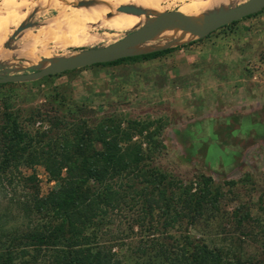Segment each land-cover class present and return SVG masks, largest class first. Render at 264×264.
<instances>
[{
  "label": "rangeland",
  "instance_id": "rangeland-1",
  "mask_svg": "<svg viewBox=\"0 0 264 264\" xmlns=\"http://www.w3.org/2000/svg\"><path fill=\"white\" fill-rule=\"evenodd\" d=\"M206 1L163 3L162 11L178 9L186 15L202 17L244 0H227L209 12L203 7ZM90 2L0 0V7L8 5L0 10V65L12 73L25 72L30 66L45 65L84 48L112 42L137 26L124 12H117L115 5L89 8ZM84 8V13L77 12ZM93 10L117 13L127 29L84 26L82 36L95 31L101 36L87 45L74 42L80 34L53 32L47 27L49 21L78 23ZM150 18L153 16L147 15L144 22ZM191 37L176 38L161 32L141 46L172 45L171 38L176 43L183 41L164 57L135 64L79 68L0 89V116L4 109L2 99H10L12 109L18 110L22 119L31 112L41 113L35 126H43L42 121L56 117H66L73 123L80 117L94 119L110 113L164 119L167 124L160 139L165 150L154 163L184 184L196 180L200 172L210 176L218 190V211L214 210L218 217L212 221L208 238L251 253L258 243L243 237L232 217L244 211L264 217V10L230 29H217L203 38L184 41ZM60 96L71 111L83 106V112L72 114L67 107L52 108L50 100ZM22 171L32 172L26 167ZM33 171L41 193H46L54 181L40 164ZM191 231L199 234L205 229L200 225Z\"/></svg>",
  "mask_w": 264,
  "mask_h": 264
},
{
  "label": "trees",
  "instance_id": "trees-1",
  "mask_svg": "<svg viewBox=\"0 0 264 264\" xmlns=\"http://www.w3.org/2000/svg\"><path fill=\"white\" fill-rule=\"evenodd\" d=\"M176 49L83 68L140 63ZM11 103L2 99L0 116V264H264V217L250 211L232 217L241 235L258 243L253 252L218 243L208 238L218 217L212 178L200 172L184 184L154 163L165 150L164 119L110 113L35 126L41 113L22 119ZM50 103L67 107L62 96ZM67 108L83 112V106ZM39 164L55 183L44 194L33 171ZM200 225L204 233L191 231Z\"/></svg>",
  "mask_w": 264,
  "mask_h": 264
},
{
  "label": "water",
  "instance_id": "water-1",
  "mask_svg": "<svg viewBox=\"0 0 264 264\" xmlns=\"http://www.w3.org/2000/svg\"><path fill=\"white\" fill-rule=\"evenodd\" d=\"M264 7V0H244L236 5L220 7L206 16H191L180 12L178 9L164 11L140 26L124 31L123 35L112 42L84 48L75 54L59 57L48 61L45 65L30 66L25 72L12 73L11 69L0 65V84L17 83L40 79L49 75L59 74L65 71L90 66L97 63H105L118 58L150 53L166 48L177 47L174 39H170L172 45L164 47H143L142 43L159 36V33L167 27L177 28L192 34L191 39H200L213 31L238 21L247 15L258 12ZM117 12L140 14V9L131 5H119L115 7ZM141 49L133 51V48ZM32 70V71H28Z\"/></svg>",
  "mask_w": 264,
  "mask_h": 264
},
{
  "label": "bare ground",
  "instance_id": "bare-ground-1",
  "mask_svg": "<svg viewBox=\"0 0 264 264\" xmlns=\"http://www.w3.org/2000/svg\"><path fill=\"white\" fill-rule=\"evenodd\" d=\"M166 1H168V0H114L113 4H111L109 1L92 0V2H90V5L88 7L91 8L94 5L95 7L109 6V7L114 8V5L119 6V5H126V4L134 6L138 9H140V11H141L140 14L126 13V12H124V13L126 14V16L129 17L130 22L133 25H137L136 27H138L139 23H141V22L144 23L145 19L147 18V15H151L153 17H156L158 14L163 13L162 9L164 6L162 4ZM173 1L174 2L175 1L176 2H183L184 0H173ZM226 3H227V0H208V1L203 3V5H204L203 7H205L204 9H206V12H209V11H211L210 9L214 8L216 5L217 6L219 4L224 5ZM7 6L8 5H2L0 7V10H2L3 8H6ZM179 11L182 12L181 10H179ZM77 12L84 13L85 8L84 9H77ZM49 24H50V26H49ZM49 24L47 27L50 29L53 28L52 29L53 32H55V31H58V32L67 31L69 33H73V35L80 34L81 36H79V38L77 40H74V42H79V43H83V44H87V45L90 43H94V42L98 41L101 38V36L96 31L92 32V33H88L86 36H82V35H84V32L86 30V28H83L84 26L88 27V29L89 28L90 29L95 28V27L98 28L101 26H103V27L111 26L112 28L116 29L117 31H121V30L124 31L127 29L125 24H124L123 19L117 13H112V12L111 13H101L100 10L99 11L98 10L91 11L90 14H88L86 16L85 20L83 19L78 23H69V24L64 23L63 24L62 22L49 21ZM132 29H134V28H132ZM47 32H48V30H47ZM162 32L165 33L167 36L176 37V38L192 35L189 32H185L183 30H180L177 28H172V27H167V28L163 29ZM132 50L133 51H139L140 49L137 50V48L135 47Z\"/></svg>",
  "mask_w": 264,
  "mask_h": 264
},
{
  "label": "crops",
  "instance_id": "crops-1",
  "mask_svg": "<svg viewBox=\"0 0 264 264\" xmlns=\"http://www.w3.org/2000/svg\"><path fill=\"white\" fill-rule=\"evenodd\" d=\"M176 2V1H175ZM164 3H174V1L173 0H168L167 2H164ZM239 23V22H238ZM152 60H154V59H152ZM150 61V60H149Z\"/></svg>",
  "mask_w": 264,
  "mask_h": 264
},
{
  "label": "flooded vegetation",
  "instance_id": "flooded-vegetation-1",
  "mask_svg": "<svg viewBox=\"0 0 264 264\" xmlns=\"http://www.w3.org/2000/svg\"><path fill=\"white\" fill-rule=\"evenodd\" d=\"M257 15V14H256ZM253 16H255V15H253ZM249 18V17H248Z\"/></svg>",
  "mask_w": 264,
  "mask_h": 264
}]
</instances>
